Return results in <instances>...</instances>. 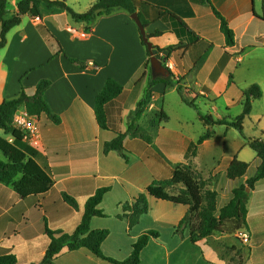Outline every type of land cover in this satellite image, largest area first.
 Here are the masks:
<instances>
[{"label": "crops", "instance_id": "crops-1", "mask_svg": "<svg viewBox=\"0 0 264 264\" xmlns=\"http://www.w3.org/2000/svg\"><path fill=\"white\" fill-rule=\"evenodd\" d=\"M18 1L7 0V9L13 13V16L17 12ZM70 1L75 7L83 2V9L87 10L93 3V0ZM133 3L136 13L141 14L149 22L145 27L146 36H150L148 40L159 49L176 47L180 43L184 46L187 41L184 38L186 35L179 32L174 21L167 17L160 19V8L177 15L202 41L210 43L213 48L214 41L218 40L223 54L236 55L238 52H243L244 55L245 49L264 48V30L253 32L252 28L255 23L264 22V15L261 16L256 12L255 5L251 12L245 13L238 9L235 0H226V3L222 4H219L217 0H210L212 6L225 18L234 32L235 45L226 47L218 19L210 7L201 3L200 0H133ZM76 11L78 14L86 12ZM41 12V19L23 16L20 24L6 35V44L0 49V104L4 100L17 98L21 89H24L27 96H32L36 85L41 80H47L50 82V87L44 92L43 100L50 112L59 118L60 123L54 124L45 115L37 118L41 121L39 123L38 120L41 132L40 145L37 147H32L24 141L16 142L10 134L6 135L0 129V159L8 161L2 145L13 146L24 155L26 163L33 162L52 184L44 194L33 195L35 189H32L30 185L33 183L32 177L27 174L18 175L10 185L0 183V253L5 251L13 255L18 264H40L49 244L45 229L71 234L81 221L88 198L97 189L108 188L109 191L98 205V209L105 217L92 218L89 226L90 231H109L108 237L101 245V251L105 257L123 261L130 255L132 245L142 233L157 231L158 238L149 239L140 254L143 264H199V253L204 254L206 247L213 246L220 234L213 233L193 244L190 236L192 232L197 231L199 218L195 213L189 214L188 206L176 205L146 195L149 210L140 217L135 227L130 229L125 219L118 218L123 214V205L132 204L139 194L145 193L148 186L160 181L145 160L148 152L144 151L142 156L139 154L133 156L130 151H127L126 142L131 140L134 143L144 144V140L140 138L126 137L124 139L123 146L128 158L127 162L115 151L104 154V143L111 141L116 134L111 130L100 128L94 116L96 95L102 90L108 78L114 79L123 86V93L117 99V104L121 106L117 128L120 132H125L127 126L125 129L122 128L124 118L127 117V125L128 116L136 112V106L133 110L126 107L127 94L131 92V87H140L143 94L147 86L149 78L145 77L139 81V77L148 57L145 47L141 44L139 31L130 15L115 11L110 16L98 18L93 27L86 30L85 23L75 22L66 13L47 9L45 5H41ZM58 18H66L63 20L64 28H61L59 23L55 28L49 22V19L57 20ZM72 22L79 25V32L74 31ZM65 32L66 41L64 40ZM81 32L86 33L85 38L78 36ZM156 32L161 34L153 36ZM48 34L57 40L63 53L57 52L58 47L50 42ZM74 36L80 38L79 45L72 43ZM163 38L167 39V44L161 43ZM192 52L194 51L191 49L184 53L182 51H175L169 55L167 52L161 53L168 55L165 57L167 63L176 67L172 69L175 78L179 79L180 83L196 89L193 97L196 96L195 93L206 94L201 95V99L208 100L212 84H215L211 82V73L223 54L209 66L208 70L206 68L209 65V56L205 58L202 67H199L201 70H198L195 76L199 72H204L205 69L206 78L198 84L194 78L193 81L190 80V75L194 74L196 69L190 74L186 73L192 63ZM67 58L75 59L83 66L79 67ZM233 60L230 58L226 65ZM242 61L240 54L235 56L236 63ZM230 75L232 74L229 73L227 77L225 92L233 86V84L227 86ZM23 80L29 86H22ZM127 84L130 85L129 89L126 88ZM157 88L163 92L176 90L167 87L164 83H157L152 87V98L145 114L141 117L144 122L140 124L143 126L147 123L148 114L156 113L152 100ZM13 89L19 91L17 96L11 92ZM138 101L135 100V103ZM113 110L115 107H112ZM171 135L183 146L185 152L199 137L186 138L178 130ZM260 135L264 138V128L260 130ZM216 141V133H214L211 139L198 146L196 156L184 163H190L193 166L198 159L199 150L211 148L217 143ZM222 141L224 142V139ZM246 147L245 144L239 145L227 164L221 168L214 167L204 175L192 169L196 176L207 182L210 190L217 193L215 215L232 199V190L245 184L260 165V159L254 157L242 178L236 180L226 178L225 170L234 157L247 162L240 157ZM221 178L226 185L225 190L218 189L216 186ZM35 187L39 192V188L36 185ZM175 188L178 189L177 193L172 191ZM181 189L184 187L180 184L167 188L165 191L169 195H177ZM221 193L224 200L222 203H220ZM63 194L76 201L77 209L64 201ZM246 209L244 232L248 234L249 244L254 237L253 231L257 227L262 230L264 178L257 181L253 190L248 192ZM144 222L148 225H143ZM223 237L229 236L223 235ZM246 248L250 259V248L249 246ZM54 262L56 264H113L95 256L85 248L74 251L64 249L56 256Z\"/></svg>", "mask_w": 264, "mask_h": 264}, {"label": "trees", "instance_id": "trees-1", "mask_svg": "<svg viewBox=\"0 0 264 264\" xmlns=\"http://www.w3.org/2000/svg\"><path fill=\"white\" fill-rule=\"evenodd\" d=\"M200 2L207 4L214 16L218 19L220 32L224 36L225 46L233 47L235 45L234 32L228 26L225 18L212 6L210 0H200ZM7 5V0H0V49L6 44L7 33L20 24L23 16H29L32 19L42 18L41 5H45L47 9L53 11L66 13L75 22L85 23L86 30L91 29L98 18L102 16H110L115 11L125 12L129 15L136 12L133 0H93L89 9L82 14L75 13L65 0H19L16 5L17 12L15 15L6 19L4 15ZM138 17L144 28L148 26L149 22L145 20L141 14H138ZM159 17L160 19L167 17L174 21L180 30L179 32L186 35L184 38L187 41L184 46L180 43L179 46H169L166 49H159L158 47L153 46L155 56H158V52H167L169 55L175 51H182L184 53L192 49L194 51L192 52V63L186 73H190L199 68L211 50L212 45L208 42L202 41L185 24V22L174 13L160 8ZM180 33L179 35H181ZM160 34V32H156L153 36H159ZM149 37L150 36H147V38ZM48 38L52 44L58 47L57 52L63 53L57 40L50 34H48ZM141 44L146 49V45L142 39ZM146 54L148 59L144 64V69L147 68L150 58V52L147 49ZM229 57L230 55L228 53L222 55L220 62L211 73L212 81H215L218 71L225 67ZM67 59L71 63L78 64L79 67L83 66L82 63L75 59ZM179 81L180 80L176 79L172 73H170L165 79H152L151 74H149L147 86L144 89L141 98L136 103V112L130 116L131 121L128 124L126 131L120 132L117 128V124L120 120L121 106L117 104V99L123 93V86L114 79L108 78L102 90L96 95L94 101V116L97 125L102 129L111 130L116 134L115 138L104 143L103 153L108 154L111 151H115L127 162L128 158L125 155V148L123 146V141L127 136L133 138L138 137L149 144L152 142L150 134H148L144 128L156 129L158 125L168 121V116L164 111L160 110L157 115L155 114V117L152 116L147 119V123L144 127H141L138 124V121L145 114L146 107L152 98V87L157 83H164L167 87L175 88L177 93L181 96L183 103L194 107L192 102H188L183 96V87L179 84ZM232 83L233 77L230 75L227 86H230ZM49 87V81L41 80L36 85L32 96H27L24 89H21L17 98L4 100L0 104V129L3 130L6 135L10 134L16 142L22 141V135L12 127L14 114L19 109H24L30 116L39 118L41 115H45L47 119L54 124L60 123L59 118L50 112L48 105L43 100L44 92ZM242 96L244 98L242 112L233 121H226L224 119L215 120L210 115L200 117V120L207 129L194 143L190 144L186 153V160L195 157L198 146L214 136L213 126H226L228 128H234L240 134L242 133L243 121L250 115L252 110L251 101L260 100L262 98V90L258 85L253 84L242 92ZM112 107H115V110L112 111ZM208 127L210 128L208 129ZM244 142V144L256 154V157L260 159V165L257 167L255 174L246 180L245 184L232 190V199L227 205L219 210L217 215H215L217 193L210 190L207 187V182L193 174L192 171L189 170V167L178 164L175 166L171 178L153 182L146 188L145 193L138 195L132 204L123 205V214L119 215L118 218L125 219L130 229L135 227L138 224L140 217L146 214L149 210L146 200V195H149L157 200L168 201L176 205L188 206L189 214H197L199 218V226L197 231L195 233L192 232L190 236V240L193 244L213 233L231 236L244 230L246 228V204L248 201V193H246L245 190L246 188L253 190L254 184L264 178V138H244ZM2 150L8 158V161L0 159L1 184L10 185L18 175L27 174L32 177L31 179L33 183L30 185L32 189H35L33 195H42L47 192L52 183L33 162L26 163L24 155L13 146L3 144ZM248 167V163L242 162L234 157L225 170L226 178L229 180L240 179L245 175ZM180 184L184 189H181L177 195H169L165 191L167 188ZM35 185L39 188V192L36 191ZM108 191V188H99L88 198L84 206L81 221L71 234L63 233L59 230L52 231L47 228L45 229V233L49 238V244L40 264H56L54 262L55 258L62 250L66 249L67 251H74L80 248H85L95 256L113 264H140V254L146 247L149 239L158 238V234L155 231L142 233L132 245L130 255L120 262L105 257L101 251V245L108 237L109 231H90L89 226L92 218L105 217L103 212L98 209V205ZM63 198L69 206L77 209L76 201L73 198L66 194H63ZM188 217L186 218V221L188 220ZM0 264L18 263L13 255L4 251L0 253Z\"/></svg>", "mask_w": 264, "mask_h": 264}, {"label": "rangeland", "instance_id": "rangeland-1", "mask_svg": "<svg viewBox=\"0 0 264 264\" xmlns=\"http://www.w3.org/2000/svg\"><path fill=\"white\" fill-rule=\"evenodd\" d=\"M65 1L76 13H78L76 10H83V12L87 11V9H83V2H80L75 7L70 0ZM217 1L219 4L226 3V0ZM235 2L241 12H251V9H253L255 5L256 12L261 16L264 15L263 0H235ZM11 17H13V13L7 9L5 18L9 19ZM64 19L66 18H58L57 20L49 19V22L55 28H57L56 26L58 23L61 28H64ZM72 26L74 31H80L78 24L72 22ZM252 28L253 32H260L264 30V22H257L252 26ZM78 36L73 37L72 43L76 45L80 44V38ZM64 40L66 41V32L64 33ZM47 41L49 42L48 39ZM218 42V40L214 41V48L212 47L211 51L205 57L207 58L209 56V65L206 68L207 70L209 69V66L221 57V54H223ZM161 43L167 44V39L163 38ZM153 53H155L154 50ZM239 54L243 58V61L236 63L235 56ZM157 55V58L160 60L167 57L165 53L161 52H158ZM229 55L230 57L228 59L233 58V62L218 71L215 81H212L211 77V82H215V84H212V91L210 92V98L208 100L201 99V95L205 96L206 94L195 93L196 96L193 97L196 89L193 86L184 85L179 81V84L183 87V96L186 100H188V102H192L194 107L183 103L181 96L176 90L173 92H163L157 88L153 95L152 105L156 111L155 114L157 115L160 110L164 111V113L168 116V121L161 123L156 129L144 128V130H146L152 138V142H150V144L145 141L144 144H139L138 142L134 143L131 140L126 142L127 151H130L133 156H137V154L142 156L144 151L148 152V154L146 153L145 160L154 174H156V176L158 175L160 181L171 178L174 168L178 164L189 167L190 171L195 169L196 172H200L201 175L206 174L209 170H213L214 167L221 168L229 162V158L230 156H233L232 153L236 150V148L245 143L244 138H263V136L260 135V130L264 128V48L255 47L245 49L244 55L243 52H238L236 55L230 53ZM165 65L168 67L169 72L175 75L172 69H176V67L167 63V61L165 62ZM149 67L150 64H148L147 68H143L139 81L145 77L149 78ZM198 70L201 69L197 68L194 74L190 75V80L193 81L194 78L199 84V82H203L205 80L206 70L204 69V72H199L195 76V73H197ZM229 73H231L233 77V86L229 89V91L225 92V85ZM24 80L22 82V86L28 84ZM253 84L258 85L261 88L263 91V98L251 101L252 110L250 115L243 121L242 133L240 134L234 128H228L226 126H213L214 133H216L217 143L209 149L201 148L199 150L198 159L193 166H191L190 163L185 164L184 162L187 161V151L185 152L183 150V146L180 145L176 139H174L175 137H173L171 133L178 130L179 132H182V135L186 138H197V136L203 134L207 129V127L200 120L201 116L210 115L213 119L219 118L226 121H233L242 112L244 104L242 92ZM127 85L128 86L126 88L129 89L130 85ZM131 88V92L127 94L126 107L133 110L137 103H135V100L140 99L142 91L140 87ZM204 91H206V89H204ZM11 92L13 95L17 96L16 94L19 91L13 89ZM147 108L148 105L146 109ZM155 114H148L147 119L152 116L155 117ZM130 116L131 115L128 116L127 125V117L124 118L125 120L122 123L123 129H125L130 123ZM35 118L36 120H39L37 117ZM40 122L41 121L39 120V123ZM138 122L141 127H144L140 124V122H144L143 118L139 119ZM162 128L165 129L162 130ZM209 128L210 127H208V129ZM127 137L133 138L131 136ZM222 139H224V142H221ZM240 157L244 158L247 161L246 163L249 165V162H252L256 155L251 149L246 147L241 152ZM134 170L136 171V168H134ZM216 186L221 190L226 189V185L222 182V178L217 181ZM172 191L177 193L178 189L175 188V190ZM222 196L223 194L221 193L220 203L224 202ZM146 224L147 222H144L143 225ZM259 230L260 229L257 227V229L253 231L254 237L249 244L248 242H243L238 236V233L229 237L219 235L220 237L218 236V240L213 243V246L208 248L206 247L204 254L201 252L199 253V264H264V220L262 230H260V232ZM246 246H249L251 251L250 259ZM248 259L249 262L247 261ZM140 261L141 264H143V261Z\"/></svg>", "mask_w": 264, "mask_h": 264}, {"label": "built area", "instance_id": "built-area-1", "mask_svg": "<svg viewBox=\"0 0 264 264\" xmlns=\"http://www.w3.org/2000/svg\"><path fill=\"white\" fill-rule=\"evenodd\" d=\"M79 37L85 38L86 33L81 32L79 34ZM12 127L22 135V141L26 142L32 147H37L40 145L39 124L35 116H30L24 109H19L14 114ZM238 236L241 238L243 242L245 243L248 242V234L245 233L244 230L239 231Z\"/></svg>", "mask_w": 264, "mask_h": 264}, {"label": "water", "instance_id": "water-1", "mask_svg": "<svg viewBox=\"0 0 264 264\" xmlns=\"http://www.w3.org/2000/svg\"><path fill=\"white\" fill-rule=\"evenodd\" d=\"M130 18L135 23V25L139 31L140 37L146 45V49L150 52L149 64H150L151 78L152 79H156V78L165 79V78H167L170 75V72H169L168 68L165 66L166 59L163 58L162 60H160L159 58H157L154 55L153 45L148 40V38L146 36L145 28L143 27V25H142V23L138 17V14L136 12H134L130 15ZM245 191H246V193H248L250 190L248 188H246Z\"/></svg>", "mask_w": 264, "mask_h": 264}]
</instances>
